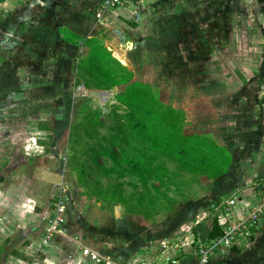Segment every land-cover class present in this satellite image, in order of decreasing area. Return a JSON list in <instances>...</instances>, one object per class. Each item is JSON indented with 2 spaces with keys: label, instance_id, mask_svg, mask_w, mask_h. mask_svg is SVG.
Returning a JSON list of instances; mask_svg holds the SVG:
<instances>
[{
  "label": "rangeland",
  "instance_id": "obj_1",
  "mask_svg": "<svg viewBox=\"0 0 264 264\" xmlns=\"http://www.w3.org/2000/svg\"><path fill=\"white\" fill-rule=\"evenodd\" d=\"M122 3L127 19L118 18L125 26L100 29L96 38H71L76 51L60 89L10 103L0 97V219L11 221L9 233L0 236V264L10 251L27 264L46 256L54 264H103L90 253L101 259L132 246L148 262H161L160 244L172 234L167 242L179 251L167 256L183 255L185 245L197 255L189 239L194 226L218 219L226 200L264 204V0ZM93 39L124 62L118 61L132 75L129 84L147 86L151 99L181 113L184 136L222 149L202 163L189 156L180 189L148 171L130 173L114 148L111 157V148L95 155L107 142L112 107L125 111L116 97L126 84L87 70ZM59 51L50 48L44 62L49 81L60 67ZM176 166L167 161L170 171ZM57 213L58 233L43 245ZM250 244L239 248L246 252ZM77 251L89 262L71 263ZM252 259L247 264H264V253Z\"/></svg>",
  "mask_w": 264,
  "mask_h": 264
},
{
  "label": "crops",
  "instance_id": "obj_2",
  "mask_svg": "<svg viewBox=\"0 0 264 264\" xmlns=\"http://www.w3.org/2000/svg\"><path fill=\"white\" fill-rule=\"evenodd\" d=\"M102 1L0 0V97L5 98L6 102L10 103L11 98H17L20 101L26 97L47 96L50 88L54 90L60 89L62 74H66L65 67L68 68L71 57L75 55L74 52L76 51L75 45L70 41L72 40L71 38H96L98 37L97 31H100V29L126 25L124 21L118 18L127 19L126 14L128 11L123 3L113 8L115 10L112 12L110 10L113 9L103 12L101 18L96 20L95 14L100 8ZM103 33H105V30ZM128 33H132V31ZM50 48L55 51L60 49L56 57L58 58V65L60 67L59 69L57 68L55 74L49 81L44 62L49 57L48 50ZM236 200L238 201L239 208L253 206V203L244 204L237 197ZM241 203L243 207L240 206ZM257 206H262L264 212V204H258ZM262 221L264 223V219ZM10 224L11 221L9 218L0 219V236L6 231L9 233ZM211 224L212 221L208 220L207 222L194 226L189 239L192 240V243L196 242L197 246L195 250L199 246L208 243L204 239L211 229ZM260 227L259 220L255 233V236L256 234L257 236L254 240L252 239L253 241L251 240L250 245L251 247L253 246L251 249L246 252L240 250L239 247H241L242 241L237 248L235 247L236 249L234 250L236 251L229 250L230 254L215 252L216 254L214 253L209 256L206 264H247L252 262L253 257L261 256V253H264V229L260 230ZM34 229L32 228V230ZM171 237H174V235L172 234L164 240L167 241ZM248 241H250V238ZM184 247L183 255L181 254L173 258L170 257L174 263L163 259L160 262L158 257H152V261L149 263L199 264L198 255H192L187 250L190 246L185 245ZM134 249L135 247L132 246L131 248L115 249L114 251L109 250L104 254L106 258L111 259L116 264H127L135 259H143L140 253ZM178 251L177 249V253ZM173 253L175 255V252ZM85 255L78 251L72 252L71 263L89 262ZM160 256L164 255L160 253ZM13 261L27 264L18 258L14 252L10 251L5 263L13 264ZM52 261L51 257L46 256L40 264H54Z\"/></svg>",
  "mask_w": 264,
  "mask_h": 264
},
{
  "label": "trees",
  "instance_id": "obj_3",
  "mask_svg": "<svg viewBox=\"0 0 264 264\" xmlns=\"http://www.w3.org/2000/svg\"><path fill=\"white\" fill-rule=\"evenodd\" d=\"M88 43L91 46L86 60L87 70H94L113 84H126L123 92L116 97L125 111L117 114L115 110L118 107H112V111L108 113L112 117V124L107 128V138H104L107 142L100 146V152H95V155L111 148L108 150L111 157L115 154L112 150L114 148L130 173L137 175L148 171L157 178H164L165 185L174 186L175 191L180 189L179 185L185 181L183 166L186 160H191L189 156L196 157L194 160L202 163L215 158L222 149L209 139L184 136L179 129L182 122L180 112L151 99L147 86L137 82L129 84L128 80L132 75L121 65L124 62L116 56L113 58L96 39L89 40ZM116 74L120 75L117 79L113 78ZM206 155L208 158L204 157ZM91 159L94 160V157ZM167 161L177 163L174 171L167 169ZM255 231L254 226L250 241ZM221 234L218 220L214 218L204 241L216 239ZM234 249L236 248L230 251H236Z\"/></svg>",
  "mask_w": 264,
  "mask_h": 264
},
{
  "label": "built area",
  "instance_id": "obj_4",
  "mask_svg": "<svg viewBox=\"0 0 264 264\" xmlns=\"http://www.w3.org/2000/svg\"><path fill=\"white\" fill-rule=\"evenodd\" d=\"M122 0H103L100 4V13H97L96 16L100 15L109 10L116 8L121 5ZM237 200L234 198H229L221 206V213L218 218V224L221 229V236L208 241L207 244L201 245L197 249V255L199 264H206L209 256L215 253L217 250H231L232 248L238 247L242 241H248L251 237V229L257 226L261 215L263 214L262 206H247L245 208H239ZM236 209V210H235ZM63 208L58 207V213H62ZM239 212L238 218H234V214ZM245 212V213H243ZM57 213L56 217L52 222H50V227L46 229L47 235L43 238L42 244L45 245L47 240H49L52 234L58 233L57 228L62 222L59 214ZM177 249L176 245H171L169 242L164 241L160 244V253L166 256L165 260L174 263L173 259L168 257L169 250ZM91 255V258L95 260L96 263L103 264H116L109 258H97L96 255ZM127 264H150L147 260L135 259Z\"/></svg>",
  "mask_w": 264,
  "mask_h": 264
}]
</instances>
